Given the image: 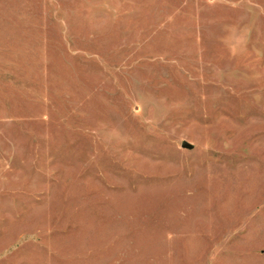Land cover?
I'll return each mask as SVG.
<instances>
[{
    "label": "rangeland",
    "instance_id": "1",
    "mask_svg": "<svg viewBox=\"0 0 264 264\" xmlns=\"http://www.w3.org/2000/svg\"><path fill=\"white\" fill-rule=\"evenodd\" d=\"M0 264H264V0H0Z\"/></svg>",
    "mask_w": 264,
    "mask_h": 264
}]
</instances>
